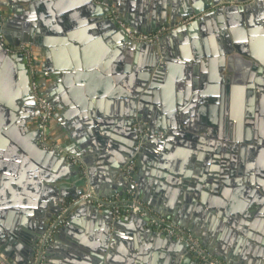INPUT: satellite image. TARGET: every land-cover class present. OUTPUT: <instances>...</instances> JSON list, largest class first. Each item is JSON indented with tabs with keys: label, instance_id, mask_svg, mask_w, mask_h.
I'll list each match as a JSON object with an SVG mask.
<instances>
[{
	"label": "water",
	"instance_id": "obj_1",
	"mask_svg": "<svg viewBox=\"0 0 264 264\" xmlns=\"http://www.w3.org/2000/svg\"><path fill=\"white\" fill-rule=\"evenodd\" d=\"M231 1L237 5L220 7ZM102 3L139 34L198 19L157 43L134 45ZM80 4L70 12L61 6L60 14L65 20L80 12L81 24L105 44L96 61L68 68L78 71V81L106 82L98 96L113 102L98 109L96 122L91 105L81 106L87 101L73 76L60 75L55 89L45 92V75L54 71L35 59L38 47H47L40 30L22 43H12L9 26L0 30V252L13 264H33L50 222L91 188L101 198L135 192L225 264H264V0ZM177 41L180 48L172 50ZM19 45L31 51L41 96L54 108L49 135L59 99L73 98L61 116L67 128L74 126L72 118L78 121L72 136L88 155L40 145L41 111L31 96L29 71L23 56L8 50ZM8 70L14 72L11 86ZM63 82L73 86L72 97L64 96ZM187 100L199 106L186 107ZM84 127L90 138L80 140ZM130 160L137 162L135 184L127 174ZM45 264L199 263L186 243L155 231L140 216H119L86 202L72 209Z\"/></svg>",
	"mask_w": 264,
	"mask_h": 264
},
{
	"label": "crops",
	"instance_id": "obj_2",
	"mask_svg": "<svg viewBox=\"0 0 264 264\" xmlns=\"http://www.w3.org/2000/svg\"><path fill=\"white\" fill-rule=\"evenodd\" d=\"M81 1L82 0H0V7L4 13V16L6 17L7 25L5 26H9V37L12 39V43H22L23 41H29L30 38H34L36 36L34 35L36 30H40V36L47 39V41L45 42L47 47H38L37 50L39 52L37 56H35V59H37V61L40 63L49 62L50 67L54 71L51 73L47 72L48 74L45 75L43 81V88L45 89V92L51 93L55 89L54 87L57 86L60 75L73 76L72 82L74 83V87L78 86L79 89H82V98L80 99H84V101L86 99L87 101L85 104H80L81 106L86 105L87 108L91 105L92 111L94 113V115H91V121L96 122V120H98V109L102 106L106 107L109 102H113L108 96H105L103 98L102 96H98L100 92L99 87L102 86L103 89L106 90V82L101 83V81H97L96 79L90 83L89 81H78L76 76V72L78 71H73V69L68 70V68H70L71 66H76L78 64H83L85 62L91 63L96 61L99 54H101V52L103 51V47L105 44L99 42L100 40L97 38L98 35L96 34V32L93 33L92 29L88 31L87 28L81 24V20L83 19V17L81 16L80 12L73 11L66 16L65 20L61 19L60 14L61 6L62 10H67L68 12H70L75 8L74 6H77L78 4L80 6ZM96 4L99 5L97 1ZM25 13H28V16H25ZM10 21L12 22L11 24L9 23ZM187 40L188 41H181L188 43L191 42V39ZM181 41H177L178 43L175 44L174 47L172 46V50H175V46L176 48H180ZM165 50H167L166 47ZM109 55L110 54H105V59H107ZM105 59L103 60V63ZM113 66L114 65H111L110 69H113ZM56 69H58V72H56ZM13 75L14 72L8 70L7 77H9V86H11ZM65 83L63 82V93L64 96L67 97L73 86L70 85L69 82ZM199 84L197 85V88L201 89L202 83ZM208 85L209 84L207 83L205 84V90L209 88ZM188 88L190 90L192 89L193 91V88L195 87L190 86ZM108 90L110 91L109 87ZM73 95H75V93ZM58 97L60 96H55V99H58ZM70 97H72L71 93ZM73 102V98H70V101L67 99L65 103L61 101V98L59 99L57 107L60 110H58V117L53 122L50 138L52 142L59 143L62 147L64 146L67 151H70L72 153L81 152L88 155L87 149L83 150L82 148H79V145L76 144L78 140H75L74 137L77 136H72L73 127H75V123H78V121H75V119L72 118L74 126L72 128L71 126H68L67 128V125L69 124H67L63 116H61L63 112H65L66 107L64 104L71 106L73 105ZM186 102H188L186 104L184 103L186 107H194V103L199 106V103L194 102L193 100H187ZM77 106L79 107V103L76 102L74 104V108ZM66 109L68 110V108ZM104 112H102V114ZM105 116L106 115H103V117L101 116L99 117V119L104 121ZM82 121L83 123H85V120ZM86 130L87 128L84 127L81 133L77 132L79 133L78 136L80 140L85 139V137L90 138ZM89 141H92V139L88 141L86 140V142ZM89 149L91 148L89 147ZM5 175L7 174H4V176ZM100 177L101 174L98 171V178ZM103 179L104 178L102 177V179L100 180L105 181V179Z\"/></svg>",
	"mask_w": 264,
	"mask_h": 264
},
{
	"label": "built area",
	"instance_id": "obj_3",
	"mask_svg": "<svg viewBox=\"0 0 264 264\" xmlns=\"http://www.w3.org/2000/svg\"><path fill=\"white\" fill-rule=\"evenodd\" d=\"M100 5L103 8L109 9V19L112 22L116 23L118 28H120L124 32L125 39L129 43L134 45L157 43L162 37L168 35L181 25H188L198 19V16H193L182 22V24L180 25H176L174 27L164 26L151 34H139L136 33L124 20H122L114 9L109 8L108 5L104 3ZM5 23L6 17L4 16V13L0 7V30L5 26ZM0 41L4 43L1 32ZM8 50L11 53L22 55L26 68L29 71L31 96L35 101L37 108L41 111L39 120L40 145L46 150H65V148H63L62 146H59L51 141L49 135V127L54 117L55 111L48 100L41 96V90L36 75L37 68L34 65L31 51L27 47L22 45L9 46ZM69 157L71 158V160L78 159L77 157L72 155ZM135 173L136 165L134 163H131L127 167V174L129 175L130 182L133 184H135V182L133 181L132 177ZM136 195L137 194L135 192L128 191L127 194L123 196L115 195L113 197L101 198L98 197L91 188H88V190L84 194H82L77 201H72L70 203L64 204L60 215L50 222L47 231L41 236L38 242V248L35 252L33 264H45L46 251L54 241L57 232L68 225L69 218L72 214V209L75 207V205L86 202L92 203L96 208L100 210H111L117 213L119 216H140L147 222V225L155 231L173 237L180 242L186 243L188 245V251L192 255V258L199 264H225L224 262L210 255L207 250L202 247L200 241L193 235H191L188 231L177 226L171 219L157 214L152 208L139 200ZM0 264H13V262L0 252Z\"/></svg>",
	"mask_w": 264,
	"mask_h": 264
},
{
	"label": "flooded vegetation",
	"instance_id": "obj_4",
	"mask_svg": "<svg viewBox=\"0 0 264 264\" xmlns=\"http://www.w3.org/2000/svg\"><path fill=\"white\" fill-rule=\"evenodd\" d=\"M254 1V0H253ZM250 3H252V2H250ZM233 5H237V3H235L234 1H231V2H229V3H226V4H222L220 7L221 8H226V7H230V6H233ZM205 15V14H204ZM171 27V26H170ZM152 82V81H151ZM151 82L150 83H148L147 82V86H149L150 87V85H151ZM227 104H228V102H227ZM254 109H255V105H254V107H253ZM147 130V129H146ZM145 130V131H146ZM138 152H136L135 154L137 155V154H139V150H137ZM131 163H134L135 165H136V167H137V162H135V160L133 161V160H130V164ZM129 164V165H130ZM136 170H137V168H136ZM55 239V238H54Z\"/></svg>",
	"mask_w": 264,
	"mask_h": 264
}]
</instances>
